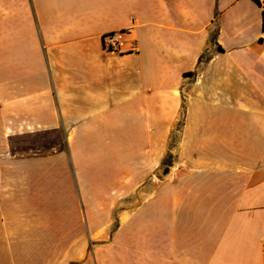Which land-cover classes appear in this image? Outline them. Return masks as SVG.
<instances>
[{"label":"crops","instance_id":"obj_1","mask_svg":"<svg viewBox=\"0 0 264 264\" xmlns=\"http://www.w3.org/2000/svg\"><path fill=\"white\" fill-rule=\"evenodd\" d=\"M14 245L58 246L23 264H264V7L0 0V264Z\"/></svg>","mask_w":264,"mask_h":264},{"label":"rangeland","instance_id":"obj_2","mask_svg":"<svg viewBox=\"0 0 264 264\" xmlns=\"http://www.w3.org/2000/svg\"><path fill=\"white\" fill-rule=\"evenodd\" d=\"M28 146L31 147H42L41 150H38V152L41 153H48V152H53L54 149H52V146H56L58 148L64 147V144H27ZM173 146V154H176V144H172ZM20 150V149H18ZM22 151V150H21ZM163 170V169H162ZM162 171H160L161 173ZM11 248H9V252L14 253L13 255V259L12 261L15 259V261L17 262V264H23L25 263V261L22 262V260H17V258H23L22 256H25V254L27 253H37L39 251L40 248V252H42V254L46 253H53L58 249V246H29V245H14V246H10ZM35 248V249H34ZM34 249V250H33ZM32 250V251H30ZM11 261V263H12Z\"/></svg>","mask_w":264,"mask_h":264},{"label":"built area","instance_id":"obj_3","mask_svg":"<svg viewBox=\"0 0 264 264\" xmlns=\"http://www.w3.org/2000/svg\"><path fill=\"white\" fill-rule=\"evenodd\" d=\"M258 5L264 7V0H254ZM104 50L114 52L118 50V36L116 33H110L103 36L102 39Z\"/></svg>","mask_w":264,"mask_h":264},{"label":"trees","instance_id":"obj_4","mask_svg":"<svg viewBox=\"0 0 264 264\" xmlns=\"http://www.w3.org/2000/svg\"><path fill=\"white\" fill-rule=\"evenodd\" d=\"M164 164H165V162H164ZM166 173V172H165Z\"/></svg>","mask_w":264,"mask_h":264}]
</instances>
